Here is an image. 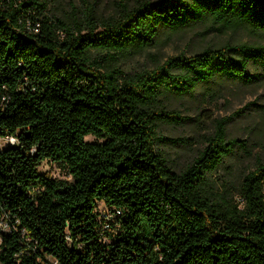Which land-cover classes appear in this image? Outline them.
I'll use <instances>...</instances> for the list:
<instances>
[{
    "label": "trees",
    "instance_id": "16d2710c",
    "mask_svg": "<svg viewBox=\"0 0 264 264\" xmlns=\"http://www.w3.org/2000/svg\"><path fill=\"white\" fill-rule=\"evenodd\" d=\"M47 7L0 0V138L18 140L0 149V216L11 224L0 264H264V162L243 176L237 199L209 188L227 156L249 151L227 134L241 111L217 119L180 171L157 147L177 142L160 125L183 120L166 97L215 77L259 81L264 43L207 47L134 73L119 67L162 27L263 35L264 0H125L116 15L87 8L72 20ZM43 161L70 178L40 172ZM101 209L114 214L113 230Z\"/></svg>",
    "mask_w": 264,
    "mask_h": 264
},
{
    "label": "rangeland",
    "instance_id": "374dc122",
    "mask_svg": "<svg viewBox=\"0 0 264 264\" xmlns=\"http://www.w3.org/2000/svg\"><path fill=\"white\" fill-rule=\"evenodd\" d=\"M122 1L125 0H47L46 14L53 19L72 20L91 8L106 18L117 14ZM238 42L261 44L264 43V34H255L246 27L219 30L205 24L174 32L162 27L152 46L132 51L119 60V67L134 73L152 69L170 56L191 55L207 47ZM251 71L257 69L251 67ZM260 72L262 78L252 84L215 77L200 84L192 95L165 98V104L183 117L178 123H163L159 128L162 135L177 140L157 145L170 166L178 171L184 169L206 145L207 137L214 131L215 121L240 110L227 125V134L243 140L249 151L235 149L209 176L212 192L227 193L235 199L239 197L243 176L254 170L258 161L264 162V71ZM86 140L95 138L87 136ZM39 171L52 178H70L66 171L51 161H43Z\"/></svg>",
    "mask_w": 264,
    "mask_h": 264
},
{
    "label": "built area",
    "instance_id": "2783aa9c",
    "mask_svg": "<svg viewBox=\"0 0 264 264\" xmlns=\"http://www.w3.org/2000/svg\"><path fill=\"white\" fill-rule=\"evenodd\" d=\"M18 140L14 136H7L0 138V149H3L7 145H14L17 144ZM114 214L106 211L104 209L100 210V220L103 226V229L113 230L111 229V221L114 219ZM11 230V224L8 222V218L6 214L0 216V241L2 239V233L8 232ZM53 263L57 264V262Z\"/></svg>",
    "mask_w": 264,
    "mask_h": 264
}]
</instances>
